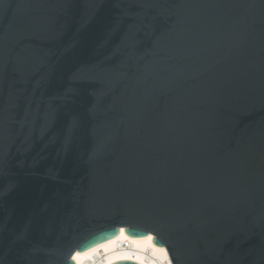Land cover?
<instances>
[{
  "label": "water",
  "instance_id": "95a60500",
  "mask_svg": "<svg viewBox=\"0 0 264 264\" xmlns=\"http://www.w3.org/2000/svg\"><path fill=\"white\" fill-rule=\"evenodd\" d=\"M121 228L264 264V0H0V264Z\"/></svg>",
  "mask_w": 264,
  "mask_h": 264
},
{
  "label": "bare ground",
  "instance_id": "6f19581e",
  "mask_svg": "<svg viewBox=\"0 0 264 264\" xmlns=\"http://www.w3.org/2000/svg\"><path fill=\"white\" fill-rule=\"evenodd\" d=\"M77 264H111L121 259H131L141 264H173L165 246L153 242V234L133 237L121 228L120 234L86 251H76Z\"/></svg>",
  "mask_w": 264,
  "mask_h": 264
}]
</instances>
